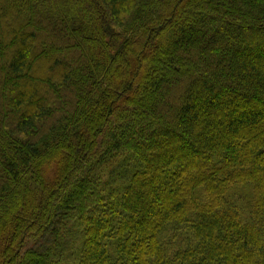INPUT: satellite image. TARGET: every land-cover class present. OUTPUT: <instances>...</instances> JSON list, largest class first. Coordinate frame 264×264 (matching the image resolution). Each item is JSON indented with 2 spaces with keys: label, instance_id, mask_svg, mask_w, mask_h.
<instances>
[{
  "label": "trees",
  "instance_id": "obj_1",
  "mask_svg": "<svg viewBox=\"0 0 264 264\" xmlns=\"http://www.w3.org/2000/svg\"><path fill=\"white\" fill-rule=\"evenodd\" d=\"M0 264H264V0H0Z\"/></svg>",
  "mask_w": 264,
  "mask_h": 264
}]
</instances>
